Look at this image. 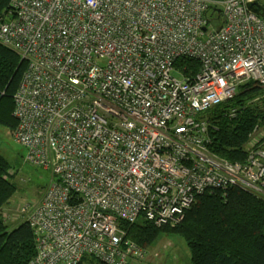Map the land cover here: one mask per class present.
Wrapping results in <instances>:
<instances>
[{
    "label": "built area",
    "instance_id": "2783aa9c",
    "mask_svg": "<svg viewBox=\"0 0 264 264\" xmlns=\"http://www.w3.org/2000/svg\"><path fill=\"white\" fill-rule=\"evenodd\" d=\"M253 1L12 0L0 44L26 63L14 137L52 172L18 212L36 242L28 264H140L147 249L122 223L173 229L200 196L231 188L264 200V132L232 163L211 151L204 116L241 85H264ZM181 58L198 73L185 76Z\"/></svg>",
    "mask_w": 264,
    "mask_h": 264
},
{
    "label": "trees",
    "instance_id": "16d2710c",
    "mask_svg": "<svg viewBox=\"0 0 264 264\" xmlns=\"http://www.w3.org/2000/svg\"><path fill=\"white\" fill-rule=\"evenodd\" d=\"M11 3L12 0H0V16L7 13ZM176 65L186 68L187 77L200 69V63L193 59H178ZM25 68L26 63L17 53L0 44V124L11 132L18 125L13 117V98ZM257 99L260 102L252 103ZM231 111L236 112L234 117ZM204 116L212 129L211 151L229 162L244 163L245 146L254 128L260 125L264 132V85L254 81L241 85L232 100ZM17 190L8 164L0 157V264H28L37 253L33 229L26 222L10 228L3 217L4 208ZM122 226L142 247L153 244L161 232L182 236L192 264H264V200L237 188L200 196L183 222L173 229L156 228L143 220ZM80 264L103 263L85 257Z\"/></svg>",
    "mask_w": 264,
    "mask_h": 264
},
{
    "label": "rangeland",
    "instance_id": "374dc122",
    "mask_svg": "<svg viewBox=\"0 0 264 264\" xmlns=\"http://www.w3.org/2000/svg\"><path fill=\"white\" fill-rule=\"evenodd\" d=\"M256 1L264 6V0ZM257 102L260 100L252 103ZM258 131L263 132L260 125H257L251 134ZM14 133L15 131L11 132L0 124V157L8 164L12 182L18 189L3 211L4 214L10 215V219L6 220L10 228L23 223L21 216H18L19 210L26 204H38L52 182L50 170L27 161L28 150L15 140ZM259 138H264V134L259 135ZM13 218L16 219L12 221ZM143 248L147 249V253L140 264H192L189 248L184 238L177 234L161 232L153 244Z\"/></svg>",
    "mask_w": 264,
    "mask_h": 264
},
{
    "label": "water",
    "instance_id": "95a60500",
    "mask_svg": "<svg viewBox=\"0 0 264 264\" xmlns=\"http://www.w3.org/2000/svg\"><path fill=\"white\" fill-rule=\"evenodd\" d=\"M248 9L255 13L256 15L260 16V17H264V6H262L260 3H258V1H253L251 3L248 4ZM220 28L217 29V31H219Z\"/></svg>",
    "mask_w": 264,
    "mask_h": 264
}]
</instances>
